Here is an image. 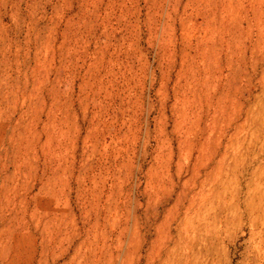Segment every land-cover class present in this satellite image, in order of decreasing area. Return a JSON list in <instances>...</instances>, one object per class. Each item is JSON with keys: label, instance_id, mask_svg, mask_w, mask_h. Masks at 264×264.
I'll list each match as a JSON object with an SVG mask.
<instances>
[{"label": "rangeland", "instance_id": "1", "mask_svg": "<svg viewBox=\"0 0 264 264\" xmlns=\"http://www.w3.org/2000/svg\"><path fill=\"white\" fill-rule=\"evenodd\" d=\"M0 264H264V0H0Z\"/></svg>", "mask_w": 264, "mask_h": 264}]
</instances>
